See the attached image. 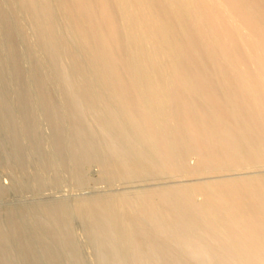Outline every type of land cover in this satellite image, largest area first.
<instances>
[{"label":"bare ground","instance_id":"bare-ground-1","mask_svg":"<svg viewBox=\"0 0 264 264\" xmlns=\"http://www.w3.org/2000/svg\"><path fill=\"white\" fill-rule=\"evenodd\" d=\"M198 1H209L216 8L212 14L223 15L227 26L237 32L243 31L242 26L237 23L241 18L250 27L248 39L257 44L258 50L255 52L262 54L259 62L264 63V0H13L12 14L9 15L0 8L1 28L10 58L15 59L16 49L12 46V30L22 27L21 30L25 33L23 39L27 46L29 44L33 56L45 60L55 70L53 72L59 77L55 78L62 81L67 97L70 94L68 105L73 113L72 147L75 154L74 164L77 167L96 162L95 157L98 155L95 152L103 149L109 155L106 165L112 172L122 173V168L137 161L131 154L129 161L126 159L123 149L125 146L129 151L135 152L137 159L147 162L149 166V160L154 156H149L147 160L149 152H145V155L143 152L147 144L143 148V144L139 147L136 145L141 140V133L138 132L140 134L136 137L137 134L133 131L136 128L130 126L135 119L134 125L137 128L144 127L147 111L135 113V118L132 117L129 123L119 113L122 112L121 108L127 107L123 103L133 104L142 100L139 97L144 92L152 94L150 92L153 91L151 89L155 83L160 85L163 97L172 100L171 96L189 93L191 85H211L213 76L216 79L226 78V67L224 70L222 67L226 65V61H231L230 57L226 54L227 59L224 62V54L219 47L217 52L220 54L222 51V57L216 55V60L220 57L219 60L224 62V66L217 67L215 64L214 54L219 40L214 34L208 33L215 39L205 45L207 43L202 39L205 32L203 34L200 25L208 12L207 9H201ZM10 16L16 18L11 20ZM237 17L239 18L236 20ZM207 18L204 20L205 28L209 23L206 24L209 20ZM200 48L204 49V53L200 52ZM25 56L26 53H21L20 58L23 71L28 76L33 70ZM13 66V78L20 79L23 75L22 69L15 67V64ZM20 80H17L18 83ZM140 81H143L144 90L137 86ZM35 82L32 84L35 85ZM216 82L214 80L212 84ZM39 89L36 88L35 91L41 96ZM19 94L22 93L18 92L21 98L22 95ZM177 104L174 111L170 108L172 112L169 111V115L168 112L167 115L164 113V116L170 121L175 120L173 123L180 129L178 134L181 133L184 137L182 139H189L187 142L196 146L195 152L215 147L219 157L232 154V145L235 143L228 144L229 147L222 144L205 146L204 138L198 134V130L201 128L207 134L210 131L207 126L202 127V115L194 112V116L190 113L193 109L186 110L185 105L181 107ZM142 107L143 104L139 109ZM178 107L184 108L183 111L181 109L178 112ZM187 109H190L189 106ZM87 113L90 116L89 125H96V132L103 138L100 143L104 148L97 146L95 141L98 139L93 143L87 131L91 126L85 121L86 126L79 118ZM131 115H127L128 118ZM134 125L132 126L135 127ZM129 126L132 128L131 133ZM114 128L118 131L117 134ZM153 136L152 140L155 138ZM135 138L137 142L134 141ZM95 146L99 148L98 151ZM146 149L149 150V147ZM160 149L164 154L165 148ZM103 153L102 151V155ZM132 157L135 160L133 164L130 163ZM202 162L205 161L200 163ZM158 163L160 162L156 160V164ZM152 164L151 166L154 165ZM243 179L248 180V177ZM226 180L218 183L221 188L218 193L205 191L201 195L203 204L197 203L196 198L190 194L166 195L164 201L159 199L156 202L139 192L133 195H110L111 197L85 196L86 198L73 201L74 203L59 201L47 207L43 205L44 207L35 206L37 208L31 210L23 208L17 212H6L5 225L0 219V264H14L16 258L22 264H81L70 230L71 214L79 217V228L82 231L79 230L84 235L85 247L91 251L92 257L96 256L100 264H264V251L260 255L254 253L253 249H245L243 243L236 240L234 231V228L239 227L242 229L237 232L243 234L244 231L257 228L260 235L264 236V225H256L259 222L264 223V217L260 221L259 218L240 216H247L245 210H241V205L251 204L253 201L257 203V198L263 202L264 209V185L260 186L261 181L258 183L259 187H252L248 181L243 183L245 185L239 184L242 179L238 182L237 179ZM224 218H228V221ZM225 222L235 224L227 225ZM241 223L247 225L243 226ZM11 234L15 239V248L9 243V239L13 238L9 237ZM247 235L255 240L249 233Z\"/></svg>","mask_w":264,"mask_h":264},{"label":"rangeland","instance_id":"rangeland-1","mask_svg":"<svg viewBox=\"0 0 264 264\" xmlns=\"http://www.w3.org/2000/svg\"><path fill=\"white\" fill-rule=\"evenodd\" d=\"M0 1V8L6 11V13L8 12L9 15L12 14L11 3L13 0ZM198 2L201 9H207L208 12L205 18H202L200 25L202 32H205V35H202L204 43H207L205 45H209L210 40L215 39V37L212 38L213 36H216V39L219 40V42L217 41L218 48H215V64L217 67L224 66L225 59H227L226 54L230 57L231 61L228 60L229 63L226 61V65L222 67L223 70L226 67L224 70L227 73L226 78L216 79V76L215 78L213 76L211 77L212 83L214 80L215 82L216 80L219 81L218 83H211V85L196 84L194 85L196 88L194 90V86L191 85L192 89L188 90L189 93L179 94L177 97L171 96L172 100L164 98L165 96L163 97L160 91V85L155 83L152 87L153 89H151L153 91L150 92L153 96L144 92L139 97L142 100L134 102L133 104L135 105L129 102L123 103V106L126 105L127 107L121 108L122 112L119 113L129 120V123L135 118L133 116L135 113L147 111L144 117V122L146 121L147 123H144V127L137 128V125H134L135 119L132 120V125L135 127L129 125L132 128H136L133 129L135 134L141 133H139L141 140H138L139 142L136 141V138L134 140L139 143H136V145L139 147L140 144H143V148L147 144V146L145 145L146 148L149 147V150H151V152L146 148H143L145 151L142 150L144 155L145 152H149L148 155L146 154L147 160H149V156H154L150 157L151 162L155 158L160 163L156 164V160L154 159V162H152L154 166L149 160V166L153 165L150 168L145 160L146 163L137 159L135 152L133 150V152L129 151L126 146L123 148L124 144H122L121 148L125 149L126 159L129 161L132 155L137 160V165L136 163L133 164L135 160L132 157L133 160L130 163L133 165L126 166L124 169L122 168V173L118 174L112 172L106 165L109 155L103 149L98 151L99 148H104L101 147L102 142L100 141L103 138L101 139L99 132H96V125H89L88 119H90V116L88 113L89 117L85 114L83 115L84 117L82 115L79 117L78 114L77 116L81 118L83 124L87 122L91 126L89 128L92 130H88V127L86 128L87 124L86 126L84 125L90 133L88 136L93 140V143L98 139L95 141L98 144L97 146H99V148L95 146L97 148L96 151H98L95 154L98 156L95 157L94 155L97 158L96 162H88L89 164L78 166L79 168L74 164L75 154L72 147L74 142L72 141L71 130L73 113L69 110L68 105L70 94L67 97L62 81L60 79L57 80L58 75L54 73L55 70L45 60L37 59L33 56L34 53L30 51L29 44L27 46V42L23 39L25 36L23 34L25 33L22 32V27H19L20 24L17 26L20 31L17 28L16 30H12L11 37H13V42H11L14 49H16L15 59L12 60L10 58L0 21V219L4 225V215L6 212H17L23 210V208H25L24 210H31L43 205L47 207L59 201H66L69 204L73 201L78 202L83 197H109L116 194L133 195L140 192V195H147L153 201L158 202L159 199L164 201V196L166 195L179 196L181 194H190L194 199L196 198L197 203L203 204L204 199L201 195L205 191L218 193L221 191L218 183L227 181L226 179L235 181L237 179V182L239 179H242L243 181H239V184L242 185L248 181L250 185H253L252 187H257L260 183V186L264 185V63L259 62L262 54L255 52L258 50L257 44H254L251 40L249 41L248 33H250V27L244 24L241 18L237 17L236 20L240 19L237 20V23L242 26L243 31L237 32L227 26L223 15L212 14L213 11H216V8L209 1ZM14 18L16 17H12L11 20ZM206 18L209 19L206 21V24L209 22V25L207 24L205 28L204 20ZM208 33L214 35L211 36ZM219 47L224 54V62L219 60L221 58L218 57V60L222 63L216 60V55H221L222 53V51H220V54L217 52ZM20 48L24 51H21ZM200 52L204 53V49ZM21 53H24V55L26 53L27 58L29 57L28 59L26 58V61L33 70L28 76L23 71V63L20 58ZM10 62L23 71V75L21 74L23 77L20 76L21 80L17 79L21 81V86L20 81L18 83L13 78L14 66ZM212 68H210L211 71ZM55 76L57 77L55 78ZM222 81L225 82L223 83ZM32 82H35V85ZM142 82L140 81V83H137L138 85H135L139 86V89L144 90ZM35 86L37 89L41 87L39 89L41 96L36 94ZM145 88L147 89V87ZM20 89L21 91H18ZM18 92L22 93L19 94L20 96L22 95L21 98L18 96ZM177 103L181 107L185 105L186 110L193 109L190 113L194 116L196 114L199 115V112L202 115H200L203 118L201 120L203 123L202 127L207 126V129L210 131V134H207L201 128L198 130V134L204 138L205 146L207 144H222L229 147L228 144L235 143L237 146L235 147V144L232 145L234 147L232 154L230 156H220L222 157L220 158L217 155L215 147L195 152L194 149L197 151L196 146L194 147V144L188 143L189 139H182L184 137L181 133L178 134L177 131L180 132V129L176 126V123H173L175 120L171 119L170 121L164 116V113L167 115V112L169 115V111L171 113V109H175L174 106H177ZM142 104L144 107L139 109ZM186 105L190 109H187ZM181 107L177 108L178 112L181 109L183 111L184 108ZM128 113L132 114L130 118L127 116L129 115ZM160 116L163 118H160ZM10 124L13 127H10ZM139 124L142 123L140 122ZM131 127L129 128L130 133L132 131ZM141 128L149 130L150 133L145 132ZM191 128L194 129V127ZM114 130L116 132L114 133L117 134L118 131L115 128ZM134 133L132 132L133 135H135ZM139 134L135 136L138 137ZM151 134L155 137L153 140ZM151 141L154 145L158 144V146H155L157 149ZM222 141L224 142L222 143ZM160 148L162 150L165 148L163 150L164 154ZM239 148H242V151L238 150ZM102 151L104 155H102ZM169 152L171 153L169 154ZM166 154H173V156L169 157ZM138 160L141 163L139 161L138 164ZM202 160L205 162L200 163ZM131 166L134 168L132 169ZM105 169L106 171H104ZM244 177H248V180L243 179ZM256 201L257 203L253 201L251 204L246 203L241 205V210H245L247 214V216L240 215L241 218H248L249 216V218H259L258 220L261 221V218L264 217L263 202L259 201L258 198ZM70 219V230L73 234V241L81 264H100L96 256L92 257L91 251L85 247V238L81 232L82 229L79 228V217L71 214ZM224 219L228 221V218ZM225 223L227 225L235 224H230V222ZM236 223L238 224V222ZM241 224L243 226L247 225L245 223ZM256 225H264V223L259 222ZM5 229L7 230L6 227ZM240 229L242 228H234L236 240H240L245 249H253L254 253L257 252L263 255L260 252L264 251V236L260 235L258 229H249V231H244L243 234L237 232ZM248 233L256 241L252 240L247 235ZM12 236L11 234L9 237L12 238ZM9 240L10 245L13 244L12 247L15 248L14 236ZM18 263L22 264V261L16 258L14 264Z\"/></svg>","mask_w":264,"mask_h":264}]
</instances>
